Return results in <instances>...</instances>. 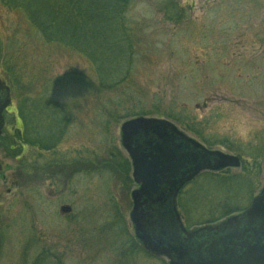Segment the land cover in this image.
I'll list each match as a JSON object with an SVG mask.
<instances>
[{"label":"rangeland","instance_id":"1","mask_svg":"<svg viewBox=\"0 0 264 264\" xmlns=\"http://www.w3.org/2000/svg\"><path fill=\"white\" fill-rule=\"evenodd\" d=\"M174 1L186 11L177 24L161 10L168 0L133 1L126 17L137 49L130 94L116 95L122 105L89 91L95 72L84 55L44 42L0 5V64H12L0 68L11 100L0 139V264H168L141 251L130 220L135 186L120 128L133 119L166 121L240 160L226 184L202 173L185 188L177 208L188 230L239 215L228 210L246 209L262 189L264 0ZM36 103L65 116L61 141L53 152L24 142L14 158V128Z\"/></svg>","mask_w":264,"mask_h":264},{"label":"water","instance_id":"2","mask_svg":"<svg viewBox=\"0 0 264 264\" xmlns=\"http://www.w3.org/2000/svg\"><path fill=\"white\" fill-rule=\"evenodd\" d=\"M9 104V89L0 83V137L4 125L2 114ZM120 133L121 145L133 166V180L140 185V189L131 195V221L137 239L145 247L153 254L166 258L169 264H264V184L244 213L212 230V251H182L181 246L172 239L167 232L169 223L174 228V234L183 232L181 224L173 217L172 195L165 203L169 207V214L163 209L156 210L155 205H152V194L157 193V185L164 184L175 190L202 170L237 169L240 167L237 157L205 150L166 121L133 119L122 124ZM169 141L183 145L184 150L179 156L178 148L171 149ZM163 156L166 159L174 158L165 170H162V166L158 169L152 164L167 163L161 161ZM177 158L185 170L181 178L175 176L176 169L170 170ZM141 197L147 198V201H142Z\"/></svg>","mask_w":264,"mask_h":264},{"label":"trees","instance_id":"3","mask_svg":"<svg viewBox=\"0 0 264 264\" xmlns=\"http://www.w3.org/2000/svg\"><path fill=\"white\" fill-rule=\"evenodd\" d=\"M133 1L0 0V5L23 14L32 31L37 33L44 42L66 46L84 55L95 72L94 79L86 83L91 93L95 92L99 97L119 95L126 98L130 94L129 88L132 87L130 73L137 49L134 46L137 41L133 28L126 17ZM162 6H165L161 10L164 11L167 21L177 24L186 18L184 7L174 0H168ZM2 46L3 43L0 40V56H2ZM6 60L4 59V62L0 64L1 69L5 66L11 67L12 64ZM10 70L13 71V69ZM107 102L122 105L118 97L117 101L108 98ZM47 106L49 105L46 103L43 105L36 103L22 111L23 127L22 129L14 128L13 131L20 142L8 144V150L14 158L21 155L24 142L32 145L33 149L38 148L40 152H51V150L53 152L60 143L63 131L59 134L58 132L65 121V116L55 109L48 110ZM102 110L106 111L105 108ZM128 114L127 111L124 116L128 117ZM130 114L129 116H134ZM224 175L207 174L204 177L215 184H220V181L226 184L232 177ZM242 182L243 180L240 183ZM228 211L237 213L243 209L237 207ZM28 264L48 263L43 258L36 257Z\"/></svg>","mask_w":264,"mask_h":264},{"label":"flooded vegetation","instance_id":"4","mask_svg":"<svg viewBox=\"0 0 264 264\" xmlns=\"http://www.w3.org/2000/svg\"><path fill=\"white\" fill-rule=\"evenodd\" d=\"M169 146L171 149H174V147L178 148V151H177L178 156L184 150L183 145H180V143L176 144L174 141H171V142L169 141ZM165 159L166 158L163 156L161 158V161H164L167 163L162 162L161 164H158V163H152V164H154L158 169L162 166V170L163 169L165 170L168 168L167 164L170 162L172 163L174 158L171 157L170 159H166V160ZM155 160H157V159H155ZM148 161L153 162V161H151V159H148ZM175 163H174L175 164L174 166H171L170 170L176 169V172H175L176 175L175 176L179 175V177H180L181 174H183L185 172V170L183 171L182 162L180 160H178V158H177V162H175ZM130 165H131V169H132L131 179H132L133 184L135 186V189L130 194V197H131L133 192L140 189V185L136 184L133 180V166H132L131 161H130ZM164 167H166V168H164ZM225 171L226 170H220L219 172L215 173V172L209 171V170H202L197 175H195L189 182L185 183L180 188H177L175 190L172 189L170 186H167L164 184L156 186L157 193L152 194L153 195V198H152L153 204L152 205H155L156 210L159 211V209H163L166 213L169 214V207L165 203L167 202V199L170 197V195H172V197H173V201H172L173 202L172 212L174 215L173 217L174 218L176 217L179 225L181 224L180 228L183 230V232H181L180 234H177V235L174 234V228L170 223L168 224L167 232L170 234L172 239L175 240L177 242V244L181 246L182 251H184L185 249L190 250V251H212L213 246H211V245H212V242L214 241L212 230L214 228H216L217 226L226 222V220L219 223L218 225L204 226L201 228L199 227L196 229L188 230L185 227L184 223L182 222V217H181V215L178 211V208H177L178 199L181 196H183V194H184L183 192H184L185 188L188 187L191 184V182L200 174L205 173V174H218V175H220L221 173L225 174L224 173ZM174 191H175V193H174ZM260 192H261V190H260ZM181 198H183V197H181ZM141 199L144 202L147 201L146 200L147 198H145V197H141ZM131 200H132V197H131ZM132 208H133V200H132ZM62 211L63 212H69V209L63 208ZM144 211L147 212V210H144ZM131 213H132V211H131ZM176 219H175V221H176ZM130 220H131V214H130ZM132 228L134 230L135 239L138 242V245L140 246L141 251H146L150 255H154L149 248L145 247L144 245H142V243L139 242V240L136 237V233H135V229H134L133 224H132Z\"/></svg>","mask_w":264,"mask_h":264}]
</instances>
